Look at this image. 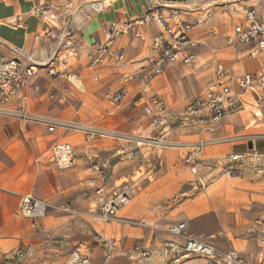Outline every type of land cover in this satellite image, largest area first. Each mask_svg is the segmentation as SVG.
Here are the masks:
<instances>
[{
    "label": "crops",
    "instance_id": "crops-1",
    "mask_svg": "<svg viewBox=\"0 0 264 264\" xmlns=\"http://www.w3.org/2000/svg\"><path fill=\"white\" fill-rule=\"evenodd\" d=\"M47 1L0 0L1 40L22 49L26 56L37 62L46 63L57 52L62 31L68 30L78 40L75 44L78 55L74 56L71 51L64 53L67 57L66 76L52 75L49 73L50 67L42 65L35 76L29 79L19 78L14 85V94L4 104L0 102V105L5 108L14 110L23 108L33 116H42L60 122L77 121L98 127L95 123L99 117L94 116L93 113L98 111L100 115L104 116L110 112L109 107L105 110L101 108V104L105 103L103 99L108 101L106 93L122 86L126 76L143 71L147 74H154L150 81L151 93L143 89L142 82L131 81L127 84L129 94L123 104L115 105L110 101L108 102L120 108L129 101L134 103L138 100L140 105L136 107L143 111L150 95L156 93L161 96L166 107L171 111L165 97L154 86V79L159 74L157 71L162 68L163 64H193L197 60L199 46L208 45L207 40L213 38L212 33H216L215 29L220 27L224 29L226 46L233 57L232 59L223 57L215 59L212 83L216 81V67L219 63L225 64L237 76H243L249 72L260 71L257 65L262 64V59H264V51L260 50L257 41L239 47L232 46L227 41V37L233 32L235 25L244 21L247 10H253L259 18H264L256 8L264 3V0H156L161 5L176 7L185 22L195 25L190 35L197 40V46L194 48L196 59L189 64L162 63V53L155 51L152 44V38L159 33V28L155 24H150L139 27L144 37L128 34L117 39L116 48L125 53V58L121 64L108 62L99 66L91 65L87 53L93 49L95 44L104 40L103 28L112 21L123 22L142 16L146 11V0H57L51 7L49 20H44L39 15L34 14L33 10L36 6L46 4ZM96 1L103 5V9L99 12H96L91 6ZM25 6L28 9L22 11ZM170 7L164 9L169 20L172 15ZM206 10H210L212 16L207 22L198 23V18ZM19 15L23 17L24 27L12 24L14 18ZM139 56L141 57L138 58ZM233 88H236V85ZM133 92L134 95L130 100L129 96ZM241 98V109L230 115L220 129L205 133L203 136L205 139L208 136L230 135L231 131L245 132L254 125L259 131L264 130V89H248ZM248 106L251 107L249 112L254 117V121L246 124L242 113L247 111ZM147 117L151 122L152 118ZM181 119L182 117H178L176 114L166 124L160 123L150 128L161 132V134L171 135L173 133L172 137L180 140L176 143L198 141L201 138L199 126H185ZM234 119L237 120L235 123H233ZM247 134L264 136V132ZM79 135V132H67L59 125L56 126L55 131L51 132L49 124L45 122L0 116V242L12 246L30 234L31 226L28 220L39 218H26L21 214L23 195L32 194L35 198L43 201L54 198L61 191L62 171L65 169L80 164L89 165L86 169L91 170L89 183L94 191L90 211H92L91 208L93 209L101 202L96 193L97 188L100 186L110 188L116 185L112 179V162L120 151L107 152L106 157L99 158L101 152L93 146L95 139L88 143L86 134L81 144L69 142L77 139ZM182 138L192 141H181ZM56 140L71 146L74 159L72 166L59 168L48 157V150ZM249 142H252L253 148H249ZM249 142L223 144L227 145L225 149L228 151L222 157L207 156V147L212 148L211 145H208L200 157L192 162L187 160V148L178 145L172 147L162 157L163 169L158 172L155 181L150 185L153 187V199H163L174 194L189 195L191 191H187L188 185L184 184L189 181L190 172L195 180L204 179V184L205 180L212 181L213 178L215 180L217 177L219 180H224V177L235 180L245 179L242 177L245 171L242 173L243 169H241L245 165L244 162L249 161L255 167L257 165L264 166V137H258ZM43 143L47 144L44 150L41 147ZM107 149L113 148L108 146ZM233 154H244L247 158L239 162H229V157ZM94 164H99L100 168L96 169ZM170 178L172 180L169 181L168 185L162 184L163 180ZM125 185L128 184L125 183ZM225 191L227 189L214 187L210 194L208 193L210 196L203 192L206 197H203L202 193H197L193 197L181 199L175 207L168 210L167 215H163L164 219L158 222L157 226L166 227L181 221H187L189 226L198 224L205 229L199 234L200 237L213 238L212 240H203L195 235L198 239L207 241L220 250L226 248L222 251L235 250L247 261L258 263L264 255L262 242L264 225L261 228L258 244L246 240L245 237L227 239L221 244L214 240L223 233L224 221H229L233 213L231 211L233 204L224 198ZM237 192L240 193V191ZM137 194H144V190L142 189ZM157 200H153V202ZM127 205L122 207L120 212ZM139 205L137 204L130 213L132 214V211L137 214H142L143 211L148 212L147 207ZM161 212L162 210H157L158 217ZM153 214L155 215V211ZM152 238L151 250L148 247H140L130 255V259L140 260V264H216L199 255H189L191 257L186 258L188 255L178 253L175 249L184 246V237L153 231ZM236 244H243L246 254L244 251L235 248ZM143 252L149 254L143 256ZM119 254L116 251L115 257ZM85 257L91 260L89 264H97V262L102 264L104 262V256L100 258Z\"/></svg>",
    "mask_w": 264,
    "mask_h": 264
},
{
    "label": "rangeland",
    "instance_id": "rangeland-1",
    "mask_svg": "<svg viewBox=\"0 0 264 264\" xmlns=\"http://www.w3.org/2000/svg\"><path fill=\"white\" fill-rule=\"evenodd\" d=\"M256 8L264 16V3ZM215 32L212 33L213 38L207 40L208 45L199 46L197 60L193 64H163V72L154 79V86L165 97L171 111L176 112L177 115L187 108L197 94L212 83L215 59L217 57L232 59L233 57L226 46L224 29L220 27L215 29ZM262 60V64L257 65V67L264 72V59ZM133 95L134 92L130 94L129 99ZM103 100L105 103L101 104V108L105 110L109 107V114L102 116L97 111L93 115L99 117L95 125L105 130L106 133L96 136L93 146L101 152L99 158L106 157L107 152L120 151L112 162V179L116 185L127 183L130 184L131 188L133 187L130 202L123 211L118 213V217L113 222L105 223L98 218V214L92 208L93 212L90 211L94 191L89 183L91 170L86 169L89 165L80 164L65 169L62 171L61 191L54 198L44 199L48 203L46 216L37 220H28L31 226L30 234L12 246L0 242V264H75L74 259L76 257L82 259L83 257L86 258L85 256L91 258L104 256L102 264H140V260H131L130 255L140 247L152 249L153 231L155 233L158 231L168 233L166 228L170 225L166 227L157 226L158 222L164 219L163 215H167L168 210L175 207L181 199L193 197L197 193H202V196L206 197L203 192L210 194L214 187L227 189L224 198L233 204L230 220L224 221L223 233L214 240L221 244L227 239L245 237L246 240L258 244L261 228L264 225V166L257 165L255 167L252 165L253 163L246 161L244 162L245 165L241 167L242 173L245 171L243 173L245 175L242 174L245 179L235 180L224 177V180H219L217 177L215 180L213 178L212 181L205 180V184L203 183L204 179L195 180L190 172L189 181L184 184L188 185L187 191H191L189 195L174 194L163 199H153V187L150 185L155 181L158 172L163 169L161 159L168 150L177 146L175 143L180 140L173 138V133L166 135V133L161 134L157 130H152L150 119L132 101L117 108L105 98ZM250 109L251 107L248 106L247 111L242 113L246 124L254 121V117L249 112ZM236 121L234 119L233 123ZM220 128L221 126L218 127V129ZM67 132H79L80 134L77 139L69 142L73 144L83 143L85 135L83 131L67 130ZM254 132L262 133L264 130L259 131L254 125L245 132L231 131L230 135L208 136L207 140L218 141L210 144L212 148L207 147L206 154L207 156L222 157L228 151L225 149L227 145L223 144L237 142H225L221 139ZM181 141L192 140L182 138ZM46 146L45 143L41 144L42 150ZM106 146L107 148L112 146L113 149H107ZM228 164L230 165V163ZM221 172L220 174L223 173ZM171 180V178L163 180L162 184L168 185ZM142 189L144 194L138 195L137 193H140ZM153 200L157 201L153 202ZM137 204L147 207L148 212L143 211L142 214H137L132 211L131 214V210ZM157 210H162L159 217ZM154 211L155 215L153 214ZM146 213L148 215H145ZM204 230L200 225L195 224L189 226L188 233L203 240H212L213 238L200 237L199 234ZM104 239L112 240L115 244L114 256L109 262H107V255L103 247ZM243 244H236L235 248L245 253ZM17 249L25 251L24 259L20 260L14 255V251ZM222 250H226V248ZM116 251L120 254L115 257ZM190 257L188 255L186 258ZM89 262L91 263L90 259ZM97 264L100 263L97 262Z\"/></svg>",
    "mask_w": 264,
    "mask_h": 264
},
{
    "label": "built area",
    "instance_id": "built-area-1",
    "mask_svg": "<svg viewBox=\"0 0 264 264\" xmlns=\"http://www.w3.org/2000/svg\"><path fill=\"white\" fill-rule=\"evenodd\" d=\"M57 0H48L46 4L36 6L33 13L39 15L44 20H49L51 7ZM146 11L138 18L123 22L112 21L104 28V40L95 44L93 49L87 53L92 66H99L104 63L121 64L125 58V53L116 48L117 39L128 34L136 37H144L139 29L140 26L155 24L159 28V33L153 36L152 44L155 51L162 53V63H184L189 64L196 59L194 48L197 40L191 37L190 33L194 29V24L185 22L179 10L173 6H164L156 0H146ZM92 8L99 12L103 5L96 1L91 4ZM170 7L171 18L166 16L164 9ZM212 16L210 10H206L199 18L198 23H205ZM13 25L24 27L21 15L14 18ZM77 39L68 30H63L58 44L57 52L48 62L40 63L24 54L23 50L9 45L0 38V102L4 104L15 92V82L23 77L29 79L38 73L40 66L50 67L49 73L57 76L67 75L66 51H71L74 56L78 55L75 44ZM227 41L230 45L239 47L249 45L257 41L260 50L264 51V18H259L253 10L245 12V19L235 25L233 32L228 35ZM160 68L157 73H161ZM154 74H147L143 71L130 74L124 78V84L119 88L106 93V98L113 104H123L128 97L129 89L127 84L131 81L143 83V89L151 93L150 81ZM236 85V88L233 86ZM248 89H264V72H249L243 76H237L229 67L219 63L216 67V81L207 86L202 92L197 94L187 108L178 114L182 117L181 122L185 126L198 125L201 138L191 143H175L188 149L187 160L189 162L197 160L204 148L214 141L207 140L203 136L205 133L214 132L223 122L242 107V95ZM139 106L140 102H134ZM145 115L152 118L151 127L158 124H166L167 121L176 116L165 105L159 94L150 95L148 102L143 107ZM17 116L25 119H33L49 124V130L55 131L57 125L66 130H79L86 134V141L91 143L98 135H105V130L98 127L79 124L74 121L60 122L42 116L28 114L23 108L8 109L0 105V116ZM258 137L256 134H237L221 140L225 142H249ZM171 144V143H170ZM174 144V143H173ZM48 157L59 168H67L74 164L73 150L67 143L59 140L54 141L49 150ZM247 158L244 154H233L229 157V162H239ZM99 164H94L99 169ZM96 193L101 202L93 207L99 218L104 222H111L118 217L120 209L131 200L132 188L125 184L114 185L106 188L100 186ZM48 203L35 198L32 194H24L21 204V214L26 218L36 219L44 216ZM189 223L181 221L170 225L166 230L173 236L184 237L185 244L181 248L175 249L183 255H199L205 257L216 264H264V255L258 263H251L235 250L222 251L207 241H202L196 236L188 233ZM264 244V237L262 238ZM172 246V244H171ZM103 247L107 255V262L114 256L115 244L112 240L104 239ZM147 256L148 252H143ZM14 255L22 260L26 253L23 249L14 251ZM75 264H88V258H75Z\"/></svg>",
    "mask_w": 264,
    "mask_h": 264
},
{
    "label": "bare ground",
    "instance_id": "bare-ground-1",
    "mask_svg": "<svg viewBox=\"0 0 264 264\" xmlns=\"http://www.w3.org/2000/svg\"><path fill=\"white\" fill-rule=\"evenodd\" d=\"M28 8L25 6V7H23L22 8V11H25V10H27ZM199 62H200V60H199ZM201 64V63H200ZM153 259V258H152Z\"/></svg>",
    "mask_w": 264,
    "mask_h": 264
},
{
    "label": "water",
    "instance_id": "water-1",
    "mask_svg": "<svg viewBox=\"0 0 264 264\" xmlns=\"http://www.w3.org/2000/svg\"><path fill=\"white\" fill-rule=\"evenodd\" d=\"M249 148H253L252 142H249Z\"/></svg>",
    "mask_w": 264,
    "mask_h": 264
}]
</instances>
